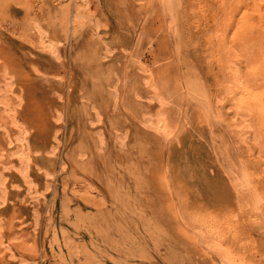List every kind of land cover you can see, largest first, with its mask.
Listing matches in <instances>:
<instances>
[{
    "label": "rangeland",
    "instance_id": "1",
    "mask_svg": "<svg viewBox=\"0 0 264 264\" xmlns=\"http://www.w3.org/2000/svg\"><path fill=\"white\" fill-rule=\"evenodd\" d=\"M0 264H264V0H0Z\"/></svg>",
    "mask_w": 264,
    "mask_h": 264
},
{
    "label": "bare ground",
    "instance_id": "2",
    "mask_svg": "<svg viewBox=\"0 0 264 264\" xmlns=\"http://www.w3.org/2000/svg\"><path fill=\"white\" fill-rule=\"evenodd\" d=\"M38 30H39L40 33L43 34V32H44L43 29L38 27ZM146 68L145 67L142 68L143 73L146 74V78L144 79V81H145V83L147 85H149L148 86L149 88L151 87L152 89H154V92L152 90V92H153L152 96H150L149 98H150V100H152V99L156 100L157 104H162L163 108L159 107L157 109L159 116H161L162 113L165 110V107L167 106L166 101L164 99V97L166 98V96H164L166 94H164L163 91H161V93H159L160 89L158 91L155 88V86H157V83H155L156 80L154 79V75L152 74V72L150 70H148ZM160 121H162V120H160ZM20 127H19V133H18V136H17V141L19 142V145H18V147H16L17 149L15 150V152H13V156L17 157V159L20 162V165L17 167L18 171L22 175L27 177V174H28V171H29V165H30V161H31V143H30V141L28 139V130H27V128L26 127L22 128L23 127L22 125H20ZM160 128H162L163 132H165V133L168 132V126L166 125L165 122H164V124H162L160 126Z\"/></svg>",
    "mask_w": 264,
    "mask_h": 264
},
{
    "label": "crops",
    "instance_id": "3",
    "mask_svg": "<svg viewBox=\"0 0 264 264\" xmlns=\"http://www.w3.org/2000/svg\"><path fill=\"white\" fill-rule=\"evenodd\" d=\"M50 37H51V39L54 38L53 35H51V34H50ZM53 40H56V39H53ZM184 49H185V48H184ZM184 49L181 50V48H179V52L182 53V57H183L182 59H183V60H184L185 58L187 59V56H186V55L189 56V54H187V49H185L186 51H185ZM188 52H189V51H188ZM49 53H52V52L50 51ZM54 55L57 57L56 54H54ZM52 56H53V55H52ZM38 68H39V69L41 68L40 63H39V65H38ZM136 76H137V75H136ZM136 79H137V78H136ZM169 79H170V78H169ZM130 82H131V81H130ZM130 82H129V83H130ZM168 82H169V80H168ZM173 82H174V81H173V79H172V82H171V80H170V83H168V84H171V83L173 84ZM130 85H131V83L129 84V86H130ZM158 85H159V84H158ZM159 86H160V85H159ZM123 87H124V86H121V87H120V89H121L122 91H124V90H123ZM167 87L169 88V85H168ZM127 88H128V87H127ZM160 88H161V87H160ZM172 89H173V88H172ZM130 90L132 91V89H130ZM172 91H173V90H169V89H167V91L165 92L166 96H168L169 99L171 98V94H170V93H171ZM125 93H126V94H125V97H128V96H131V97H132V92L128 93L129 95L127 96V89L125 90ZM121 94H122V95H120V96H121V98H122V97H123V92H122ZM134 97L136 98L135 95H134ZM120 107H122V106H120ZM152 107L154 108V109H153V110H154V113H153V114H155V112L157 111L159 105H158L157 103H153V104H152ZM171 108H172V106H169V105H168V107H167V114H168V116L171 115V112H172ZM124 109L127 110V112H128V110H129V109H127L126 107H124ZM125 112H126V111H125ZM172 113H173V112H172ZM124 117H125V118H129V120H131V121H132V118L134 119L135 122H138V121H139V120L137 119V117H133V115H130L129 113H128V114H127V113H124L123 118H124ZM168 120H170V116L167 117V121H168Z\"/></svg>",
    "mask_w": 264,
    "mask_h": 264
}]
</instances>
